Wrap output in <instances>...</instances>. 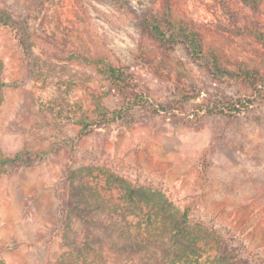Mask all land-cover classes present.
<instances>
[{"label":"rangeland","instance_id":"374dc122","mask_svg":"<svg viewBox=\"0 0 264 264\" xmlns=\"http://www.w3.org/2000/svg\"><path fill=\"white\" fill-rule=\"evenodd\" d=\"M260 6L254 16L264 34ZM0 7L12 22H0V153L54 146L33 166L0 173L5 264H54L65 251L58 228L70 151L78 167L103 166L162 190L264 264V49L254 35L220 30L229 20L215 0H0ZM168 7L203 35L224 73L186 45L142 29L145 14ZM45 50L57 54L56 77L33 59ZM71 50L103 61L66 60ZM109 66L128 68L133 83L111 80ZM239 68L244 78L226 71ZM60 78L73 88L57 117L51 108ZM81 114L90 116L85 127L71 122Z\"/></svg>","mask_w":264,"mask_h":264},{"label":"trees","instance_id":"16d2710c","mask_svg":"<svg viewBox=\"0 0 264 264\" xmlns=\"http://www.w3.org/2000/svg\"><path fill=\"white\" fill-rule=\"evenodd\" d=\"M215 1L229 20V26L217 24L220 30L229 27L236 34H252L264 49V34L254 16L264 0ZM244 9H250L252 16H242L240 10ZM10 16L6 7H0L1 23L12 24ZM141 27L160 42L186 45L192 57L209 63L207 67L211 71L218 67L219 72L224 73L221 57L207 50L203 35L186 26L172 7L162 13L145 14ZM25 38L33 36L25 35ZM25 38L24 49L27 46ZM49 42L53 43L52 40ZM44 55L46 57L34 56L33 59L45 68L46 75L56 77L57 71H61L56 69L57 54L45 50ZM66 60L86 66L100 65L103 61L100 56L78 50H71ZM226 71L231 76L245 77L239 72L240 68L238 72L235 69ZM256 72L261 73L258 69ZM106 74L126 88L134 80L126 67L109 66ZM59 81L60 100L54 98L53 104L57 109L51 108L57 117L63 115L61 105L73 88L72 83L62 78ZM5 84L0 59V103ZM259 85L264 87V76ZM98 109L100 115L108 112L103 105ZM230 111L228 115L232 117L235 112ZM89 117L81 114L72 118L71 122L85 127ZM51 145L36 152L24 147L14 155L0 153V173L33 166L54 148ZM74 161V152L70 151L58 228L65 251L54 264H258L213 228L193 218L189 208L175 206L162 190L133 182L110 168L93 165L78 167ZM0 264H5L1 255Z\"/></svg>","mask_w":264,"mask_h":264}]
</instances>
